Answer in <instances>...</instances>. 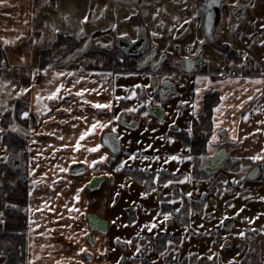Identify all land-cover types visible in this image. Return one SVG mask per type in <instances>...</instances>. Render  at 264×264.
Wrapping results in <instances>:
<instances>
[{"label":"crops","instance_id":"crops-1","mask_svg":"<svg viewBox=\"0 0 264 264\" xmlns=\"http://www.w3.org/2000/svg\"><path fill=\"white\" fill-rule=\"evenodd\" d=\"M91 1L98 2V5L109 3V0H5L4 4H0V42L7 62V67L0 69V80L7 75V70H12L15 74L7 79L8 86L14 87L19 84L21 89H27V91H19V97L23 101L10 96V101L16 102L13 112H7L6 104V107L2 108V99H0V129H2L0 131V164L6 163L8 158L9 163L12 164L13 160L2 142L5 129L1 121L6 113L9 114L7 131L24 139L27 143V156L21 159L20 165L25 173L27 184V199L23 206L26 224L24 236L27 251L26 264H85L80 258L83 252L79 251L81 247H84L83 244H77L75 250L69 253L70 248L66 246L68 242L56 241V237L83 236L81 230L89 231L85 214L90 211L99 213L103 202L101 190L88 189L96 169L83 161L85 159L91 161L103 153H107L110 159L109 150L102 143V135L107 127L102 131L97 129L94 135L81 141L82 145L102 144L103 147L98 152H89L85 147L77 152L72 147L60 148L59 146L61 144L74 146L80 133L94 122V117L105 122L112 118L119 98L115 91L117 74L107 69L75 66L74 63L56 66L53 60H50L46 66L40 64L41 50L50 47L59 35L83 39V43L85 42L86 28L92 17L88 11ZM256 7L264 16V0H257ZM85 16L88 17L87 20H84ZM134 16L135 14L129 15L130 23L133 22ZM49 24L53 27L60 24L63 30L59 32L55 27L58 33L53 35V38L49 37L51 44L41 47L40 39L44 36L43 32ZM251 61L254 62L253 59ZM212 70V73L207 75L203 73L195 75L194 99H186L188 112L193 113L196 121L204 109L205 97L210 94L217 97V103L212 108L210 138L211 140L213 133L217 135L218 139L212 141L217 144V147H211L209 150L207 146L205 157L221 148L222 133L225 134L224 148L228 152V159H250L257 153L264 155L261 151L264 149V123H261L264 121V83L255 79L264 77V60H261L259 68L257 66L246 73H240L238 69L226 74ZM58 73H64V75H57ZM249 76L254 79L249 81L247 79ZM80 77L84 79L81 80ZM204 77L208 79H203ZM61 83L67 86V94L65 89H61L59 99H49V94ZM1 84L7 87L5 81ZM73 84L75 88L71 87ZM3 87L0 85V98ZM81 87L90 89L83 94V97L76 95ZM198 88L199 92L196 91ZM256 89L260 91L257 92ZM249 95L253 96L252 100L246 99ZM89 101L110 103L111 108H96ZM241 101L244 102L243 107L239 106ZM69 107L72 108V112L66 111ZM25 110L30 113L28 118L21 117V113ZM73 117H85L86 121ZM14 124L19 127V134L14 132ZM73 160L77 163H72ZM253 161L264 163V161ZM98 164L97 174L107 175L109 160ZM74 165H79L80 173L76 174V169H72ZM62 167L69 168L70 171H61ZM219 172L216 173L218 176L215 179L221 176ZM222 175L227 177L225 173ZM260 178V183L255 185L260 188V195L255 197V202L253 197L249 200L251 209H249L251 211L249 215L252 216L250 222L257 229L256 231L261 228L259 233L264 229L261 227L264 218L261 220V226L257 223L258 216L264 213V199H261L264 197V170ZM135 190L136 188L134 192ZM139 190L138 192L144 194L143 189ZM78 191L80 199L77 201L75 195ZM193 201L196 200L193 199ZM257 201L260 202V207L253 204ZM73 205L79 211L73 209ZM153 208L154 216L161 217L158 214L160 209H156L155 204ZM162 219L165 220L164 217ZM249 230L254 232L252 229ZM109 250L114 252L115 248L111 245ZM103 252H105L103 247H97L92 251L93 259L88 263H109L102 256ZM260 256H258L259 259L264 261V255ZM4 260V256H0V264H3ZM115 260L116 255L112 256L110 264H114Z\"/></svg>","mask_w":264,"mask_h":264},{"label":"rangeland","instance_id":"rangeland-1","mask_svg":"<svg viewBox=\"0 0 264 264\" xmlns=\"http://www.w3.org/2000/svg\"><path fill=\"white\" fill-rule=\"evenodd\" d=\"M182 1L183 0H109L108 5L107 3L98 5V2L94 3V1H91L92 3L88 6V11L92 17L91 22L86 28L87 35L82 47L73 52H68L65 48H61L54 53L51 61L53 60L56 66H64L66 63H74L75 66L84 67L88 65H105L102 58H96L97 56L94 57L92 55L96 52H113L117 49L119 39L132 41L136 36L140 35L142 29L145 30V33H147L145 35L147 36L149 35L148 32L152 31L153 39L156 40V47L166 45L167 43L165 44V41H169L172 44V48L174 49L175 47L178 51L179 49L183 50L186 46L192 47V42L198 39L196 30L198 14L195 8L192 7L195 0ZM225 2L234 4L233 0H226ZM57 10H59V8H57ZM246 12V17L244 19L232 20V25L237 27V29L243 28L244 26L249 28L248 32L250 39L248 52L250 58L255 62L251 67V69H254L257 66L259 68L261 60H264V51L262 50L263 46L261 43V41H264V32L255 34L259 26L264 24V16L259 15L256 8L247 9ZM130 14H135L132 18L135 21L132 23L126 18L129 17ZM139 19L143 22L142 28L138 25ZM185 25L186 28L182 34L178 36V29H181V27ZM55 27L58 28L59 32L63 30L60 24H56ZM55 27L51 24L46 27L43 32L44 36L40 39L41 47H47L51 44V38L58 33ZM125 33L126 35H123ZM154 33H158V35H154ZM49 37L51 38L49 39ZM226 40L230 45L236 42L235 39L232 38H227ZM117 50L119 51V47ZM90 53H92L91 56H89ZM205 53H207V49ZM212 53L213 56L217 55V57H220L217 51H212ZM209 70L211 72L213 71L211 66ZM11 71L12 70H7V75L0 80L1 83L5 81L7 86L3 87L0 83L4 88V90L3 88L1 89V106L2 108L7 106V112H13L16 103L15 101H10V96L17 98L19 101H23V99L19 97V91L21 90L19 84H16L14 87L8 86L7 79L15 74ZM237 71L240 72L239 70ZM130 86L135 89L144 86L143 91L146 92L148 88L147 76L139 75V77H137L117 74L115 82L117 97L123 96L124 89ZM132 93L130 95V100L134 99ZM6 99L7 103H5ZM172 100L175 106L177 101L185 104V99H182V97L181 99L174 98ZM142 103L143 102H137L136 105ZM185 113L186 111H184V115ZM149 115L150 116H146L143 114L135 127L126 130L127 132L124 134L121 141V143H123V148H128L134 152L139 150V154H137V158L135 159L138 167L143 168L144 166L148 167L150 165L151 168H157V173L161 169H165L177 175L167 177V181H172V183L161 186L160 192L162 195L173 193L175 191V186H178L179 191L182 192L183 195H186L189 201L191 199L196 200L194 202L195 206L193 207L195 208L198 206L194 211H190L189 220L186 225L178 226V224H174L170 226L169 232L179 235L181 240L168 243V250L172 252L178 261L186 257L188 264H264V261H261L258 257L260 255L263 257L264 255V221L261 226L264 213L258 216L257 219V223L263 229L261 233H259L261 228L256 231L257 229H255L252 222H250L252 216L249 215V213H251L249 200L253 197L255 202V199L260 195V188L255 187V185L261 181L260 177L254 181L247 178V173L252 166H241L238 171H229L223 168L222 171L226 172L222 173L227 175L226 178L221 172H219L221 176L217 179H215V177L218 176H216V174L208 177H199L194 172L195 162L191 155L188 154L190 152L189 147L185 148L181 146L166 123H160L151 116L152 114ZM189 115L190 113L188 112V118L190 119L191 115ZM21 117L23 116L21 115ZM14 122L13 119V123ZM18 128L17 124H14L13 130L19 134L20 131ZM149 144L152 145L151 148L148 147ZM154 156H159L160 159H152ZM144 157H148V159ZM176 157H180V159H176ZM187 157H191V159ZM206 160L207 158L204 159V162H206ZM7 162H9V158ZM128 166L133 167L129 162ZM19 170L17 178L22 179V168ZM5 171L6 170L1 171L0 174V195H5V191L7 192V176ZM185 177H188V179H185ZM123 178V188L115 185L113 187L115 191H112L116 192V196H119L118 206L120 208H126L127 205L133 206L138 203L142 204L145 209H149V215L145 214L144 217L149 218L148 220H151V222L155 219L156 224L160 223L158 224L159 230L161 229L159 232L164 231V227L166 229L168 225L163 223V216H154L152 207L155 203L149 201L150 198L154 200V193L145 191L144 193H147V195H144L142 192H138L141 187H135L133 182H129V180H131L130 178ZM14 181H16V178ZM135 188V192L138 195L136 198L133 195ZM188 193H191L190 197ZM179 201L180 200H178L177 203H180ZM254 202L253 204L257 205V207L261 206L260 202ZM5 208L10 212L15 210L23 213V206L19 204L5 203ZM156 209H158V204H156ZM169 218L173 219V217ZM227 219H231V223L228 227H225L224 222ZM4 221L5 217L3 212H0V222ZM8 221L7 218V222ZM129 229L131 230V228ZM136 229L137 231L135 232H146L144 230L142 231V228L137 226ZM249 229H252L254 232ZM241 232L244 233L243 236L238 235V233ZM150 252V259L155 261V264H162L163 256L155 255L153 251ZM253 255L257 256V261L251 258ZM242 260L245 261L242 262Z\"/></svg>","mask_w":264,"mask_h":264},{"label":"flooded vegetation","instance_id":"flooded-vegetation-1","mask_svg":"<svg viewBox=\"0 0 264 264\" xmlns=\"http://www.w3.org/2000/svg\"><path fill=\"white\" fill-rule=\"evenodd\" d=\"M184 1L185 0L182 2ZM225 1L221 3L220 18L213 30L212 40H205L202 29L201 7L205 3V0L201 2H197V0H195L192 4V7L195 8L198 14L196 21L198 39L195 40L197 41L195 44L192 42V47L186 46L183 48V50L179 49L178 51V49H175V47L174 49L172 48V44L169 41H165V44H167L161 46L160 42L162 40L159 42L160 47H156V40L153 39L152 31H149V35L147 36L145 35L147 33H145L144 29H142V31H144L145 43L139 55H129L119 47V52L121 53V63L123 62L124 64H127L126 66H128L134 60H136L137 64L133 70L127 69L126 66H123L121 68L123 72L114 73L137 77H139V75H146L148 88L146 89V92H144V86L137 87L136 89L130 86L124 89V95L119 97L116 102L113 114L120 115L121 119L119 121L113 120V124L119 125L118 133L121 136V139H119L120 150L117 155H113L109 151L111 157L109 159L108 173H111V175L97 174L99 164H97L96 168H94L96 169L95 175L91 177L88 189L90 191L101 190V198L103 199V202L101 204L99 213L90 211L85 214V221L87 222L89 230L88 235L56 237V241L68 242L66 246L67 248H70L68 251L69 253L75 250L77 244L81 243L84 246L86 245L87 250L83 252L82 255H80V258L83 262H85V264H89L88 262L93 259L92 251L96 250L99 246L105 249V252L101 254L106 260H108L109 263L107 264L111 263L112 256L114 255H116L114 264H155V261L150 259V251H153L155 255L163 256L162 264H188L186 257L178 261L172 252L168 250L169 241L172 242L181 240L179 235L170 233L169 228L172 223L178 224V226H184L187 224L186 222L189 219L187 220V217L184 215L182 209L184 201L191 203L195 201H189L188 197L179 191L178 186H175V191L173 193H169V195H162L160 192L161 186L167 184V178L165 179L166 181L160 182L159 177H171L177 175L165 169H161L157 173V168L146 166L143 168L138 167L135 160L133 162L131 160L128 161L133 167L126 166L120 171H116V167L120 161L127 160L129 154L134 152L128 148H123V143H121V141L124 137V134L127 132L126 130L135 127L138 120L142 118L144 112L148 113L149 111V114H152L151 116H153L155 120L159 121L160 123H166L171 132L176 136L181 146L187 148V139H191L194 136L193 130L195 128V119L192 115L193 113L190 114V119L188 118L189 108L186 103V99H194L193 85L195 75L200 73L206 75L212 73L209 70L210 66L212 69L220 71L219 73L226 74L227 72L234 71L235 69H238L240 73H246L254 65L248 52V44L250 39L248 32L249 28L244 26L243 28L237 29V27L232 25V20L244 19L246 17L247 9L250 8H256L259 15H263V13L260 11V9H258V7H256L257 0H239L238 6L231 2ZM262 25L264 24L259 26L258 31L256 30L257 32L255 34L264 32V26ZM185 28L186 25L184 27L182 26L181 29H178L179 31L177 32V35L180 36ZM138 38L139 35L136 36L134 40L127 41V44H124V48L128 52H134L135 48L131 47L130 44L136 42ZM227 38L235 39L236 42L230 45L226 40ZM200 41L203 43H200ZM262 46V50L264 51V44H262ZM206 49L207 53H205ZM212 51H217L220 57H217V55L213 56ZM147 59L149 60L146 61ZM189 60L191 63H189ZM213 61L216 62L212 63ZM86 68L104 69L105 65H88ZM188 69L191 70L187 72L186 70ZM125 70L128 71L124 72ZM132 92H135L136 95L134 96V99L130 100V95ZM181 97L182 99H185V104L177 101L175 106V104L172 103V99H181ZM137 102L143 103L136 105ZM154 108H160L161 112L156 110L152 112ZM126 109L134 110L125 111ZM184 111H186L185 115ZM149 114L148 116H150ZM155 114L160 115V117L156 116ZM109 132H112L111 125L105 129L102 138L106 133ZM214 145H216V143H212L211 147H217ZM136 153L139 154V151H136ZM214 153L207 157H205L207 153L201 156L202 165L199 169L200 172H203L201 171V167L208 162ZM204 157L207 158V160L203 164V160L205 159ZM134 171L156 173L153 178L154 185L152 183L151 186H146L137 179L133 178L131 176V172ZM21 172L23 173L22 181L26 183L25 173L22 170ZM95 177H101L102 180L96 188L90 189L91 182ZM123 177L130 178L131 180H129V182H133L135 187H141V189L148 193H154V200L150 198L149 201L155 203V205L158 203V208L160 209L158 213L159 216H163L162 213L165 212L172 213L170 217H173V219L169 218L167 220H163V223L168 225L166 229L164 227V231L159 232L161 229L159 230L158 224H156V227H153L151 220H148L149 218L144 217L145 214L149 215V209H145L142 204L138 203L133 206L127 205L126 208H120L118 206L119 196H116V192L112 191H115L113 188L115 185L117 187L123 188ZM133 195L135 198L138 196L136 192H134ZM178 200H180V203H177ZM177 208L180 209L179 212L175 211ZM152 209L154 210L153 207ZM191 210L194 211L195 208ZM89 214H95L101 220L107 221L105 232H102L101 230H92L90 228L87 217ZM136 226L142 228V231L144 230L146 232H135L137 231ZM129 228H131V230ZM117 237L120 239L118 240ZM57 238L59 240H57ZM128 241H131V243H128ZM111 245L115 248L114 252H110L109 250ZM137 248H139V252L136 251ZM121 257H123V259H121Z\"/></svg>","mask_w":264,"mask_h":264},{"label":"trees","instance_id":"trees-1","mask_svg":"<svg viewBox=\"0 0 264 264\" xmlns=\"http://www.w3.org/2000/svg\"><path fill=\"white\" fill-rule=\"evenodd\" d=\"M203 0H197V2ZM135 20H133L134 22ZM143 22L139 19L138 25L142 26ZM83 39H76L71 36L59 35L57 39L50 45V47L41 50V66H46L54 53L61 49L65 48L68 52H73L76 49H79ZM92 53L89 54L91 56ZM92 56L100 57L105 62V68L113 72H123L122 67L127 64L121 63V53L116 49L113 52H96ZM123 58V57H122ZM136 60H134L130 65L126 66L127 69H134L136 67ZM7 67L6 57L3 51L2 44L0 42V69ZM125 70L124 72H127ZM217 103V97L214 94L207 95L204 101V109L199 115L198 119L195 121L194 125V136L191 139H187L186 146L189 147L191 155L195 162L194 172L199 177H208L209 175L200 172V166L202 165L201 156L207 153V144L211 137L212 131V108ZM9 114L6 113L2 119V125L5 129V133L2 136V142L5 145L6 149L9 151L12 157H20L25 159L27 156V143L24 139L18 137L12 132L7 131ZM255 161L250 159H239L231 160L227 159L223 168L229 171H238L241 166L251 165L254 166ZM5 171L7 176V192L5 195H0V212H3L5 217L4 222H0V256H4L5 260L3 264H26L27 251L25 248V215L18 211H7L5 208V203H14L24 206L27 199V186L22 179L17 178V173L19 169H14L12 165L7 163L0 164V174L1 171ZM7 172V173H6ZM154 172H131V176L146 186L154 185ZM16 178V181L14 179ZM166 177L160 176V182L166 181ZM223 178V177H222ZM195 203L184 201L182 207L184 215H186L187 220L189 219L191 209H194ZM198 207V206H196ZM195 207V209H196ZM8 218V222H7ZM188 223V221L186 222ZM165 240V239H164ZM256 254V253H254ZM252 259L256 260L257 256H251ZM245 260H242V262ZM257 261V260H256Z\"/></svg>","mask_w":264,"mask_h":264},{"label":"snow or ice","instance_id":"snow-or-ice-1","mask_svg":"<svg viewBox=\"0 0 264 264\" xmlns=\"http://www.w3.org/2000/svg\"><path fill=\"white\" fill-rule=\"evenodd\" d=\"M216 2H217V0H212V3H216ZM233 2L237 6L239 5V0H233ZM4 3H5V0H0V4H4ZM126 18H128V17H126ZM87 19H88V17L85 16L84 17V20H87ZM262 26H264V25H262ZM81 31H83V30H81ZM123 35H126V33L123 34ZM154 35H158V33H154ZM196 42L197 41H194L193 43L195 44ZM200 43H203V42L200 41ZM261 43L264 44V41H261ZM189 63H191L190 60H189ZM46 71L47 70L45 69V72ZM57 75L63 76L64 73H58ZM69 75H72V73H69ZM80 79L82 80V79H84V77H80ZM203 79H208V78L207 77H204ZM247 79L249 81H251L254 78L251 77V76H249V77H247ZM255 79H257L258 82L264 83V77H259V78H255ZM77 82H79V81H77ZM209 83H211V80H209ZM71 87L72 88H75V85L73 84V85H71ZM61 89H65L66 94H67V86L64 83H61L53 92H51L49 94V97L48 98L49 99H53V98L59 99L60 98L59 94L61 92ZM21 91H27V89H21ZM88 91H90V89H88L87 87H81L76 92V95H79V96L83 97V94L85 92H88ZM91 91H95V89H91ZM196 91L199 92L200 89L198 88ZM245 91H247V90H245ZM255 91L259 92L260 90L259 89H256ZM132 95L135 96L136 93L133 92ZM246 99L247 100H252L253 99V96L249 95V96L246 97ZM89 103H93L96 108H109V109L111 108V104L110 103H100L98 101H96V102L89 101ZM243 103L244 102L241 101V103H240L239 106L240 107H243ZM132 110H134V109H126L125 111H132ZM49 111H50V109H49ZM66 111L72 112V108L69 107V108L66 109ZM257 111H260V109H257ZM143 114L146 115V116L148 115L147 112H144ZM21 115L23 117H25V118H28L29 115H30V113H29V111L25 110V111H23L21 113ZM73 118L74 119H84L86 121V118L85 117H73ZM93 119H94V122L88 128H86L84 131H82L80 133V136L77 139V141H76V143H75L74 146L68 145V144H61L59 147L60 148H69V147H72L73 150L74 151H77V152L82 147H85L86 150L89 151V152H98L103 147L102 144H95V145L89 146V145H82L81 144V141H84L85 138L86 137H89L90 135H94L95 132L97 131V129H100L102 131L103 128L108 127L109 125L112 126V133L109 134V137L107 139H114V140L121 139V136L118 133L119 125L118 124H113V120L119 121L121 119L120 115L113 114L112 118L109 119V120H107L106 122L105 121H101L99 119H96L95 117ZM245 119H247V117H245ZM261 123H264V121H261ZM73 127H76V125H73ZM0 131H2V129H0ZM257 131H259V129ZM61 139H63V137H61ZM107 139L105 140V142H107ZM217 139H218L217 135L215 133H213L212 139L209 141V145H208L209 150H211L212 141H215ZM234 139H238V138L237 137H234ZM148 147L151 148L152 145L149 144ZM54 151H56V149H54ZM113 151H116V149L114 148ZM137 151H139V150H137ZM261 151L264 152V149H262ZM136 158H137V153L136 152H133V153L129 154L127 160H122V161L119 162V164L116 167V171H120V170L124 169L126 166H128V161L129 160L134 161ZM144 158L145 159H148V157H144ZM187 158L188 159H191V157H187ZM152 159L158 160V159H160V157L159 156H154V157H152ZM176 159H180V157H176ZM250 159L256 160V161H264V155H261L260 153H257L256 155H253L252 157H250ZM108 160H109L108 154L107 153H103V154L99 155L98 157H96L95 159H92L91 161H88L87 159H85L83 161V163H88L91 167L96 168V166H97V164L99 162H104V161H108ZM72 163H77V161L76 160H73ZM148 167H150V165ZM61 171H70V169L69 168L62 167L61 168ZM108 175H111V173H108ZM157 178H158V174H157ZM185 179H188V177H185ZM236 182H238V181H236ZM167 183L170 184V183H172V181H167ZM225 183H227V182H225ZM81 190H82V188H81ZM144 195H147V193H144ZM188 196L190 197L191 196V193H188ZM75 199L77 201L80 199L79 191L75 195ZM261 199H264V197H261ZM66 207H67V205H66ZM72 207H73V209H75V205H73ZM75 210L76 211H79V209H75ZM175 211L176 212H179L180 209L177 208V209H175ZM162 215H163L164 219L167 220L172 215V213L171 212H165V213H162ZM152 226L153 227H156L157 226L155 219L152 221ZM69 227H71V226L69 225ZM81 232H82L83 235H88V232L86 230H81ZM238 235L243 236L244 233L241 232V233H238ZM117 239L119 240L120 238L117 237ZM128 243H131V241H128ZM169 243H171V241H169ZM86 250H87V246L86 245L84 247H81L79 249L80 252H85ZM136 251L139 252V248H137ZM121 259H123V257H121Z\"/></svg>","mask_w":264,"mask_h":264},{"label":"water","instance_id":"water-1","mask_svg":"<svg viewBox=\"0 0 264 264\" xmlns=\"http://www.w3.org/2000/svg\"><path fill=\"white\" fill-rule=\"evenodd\" d=\"M223 1H225V0H217L216 3H212V0H205V3L201 7L202 29L204 32L205 40H207V39L212 40L213 39V30H214V28H215V26H216V24L220 18V7H221V3ZM144 43H145V38H144V33L142 31L141 34L139 35L138 40L136 42L130 44L131 47L135 48L134 52H128L124 48V44H127V41L123 40V39H119L118 47L122 48L129 55L137 56L141 53V49H142ZM148 60L149 59H147L146 61H148ZM190 70L191 69H188L186 71L189 72ZM154 110L161 112L160 108H154L152 110V112H154ZM156 116L160 117V115H158V114ZM111 133L112 132L106 133L103 136L102 143L107 149H109V151L113 155H117L119 153V150H120V142H119V140L107 139L109 137V134H111ZM224 137H225V134L222 133V140L220 142L221 149H219L217 152H215L210 157L208 162L201 167V171L205 172L206 174H213V173H216L217 171H219L222 168L225 160L227 159L228 152L224 148V145L226 144ZM106 139H107V142H105ZM214 146H217V144ZM114 148L116 149V151H113ZM20 165H21L20 158H16V157L13 158V160H12L13 168L17 169L20 167ZM72 169H76V174L80 173L78 170L79 165H74V167ZM263 170H264V163H258L248 172L247 178L251 181H254L262 175ZM101 180H102L101 177H95L91 182L90 189L96 188L99 185V183L101 182ZM87 217H88V221H89V226L92 230H101L102 232L106 231L107 221L101 220L95 214H89ZM230 223H231V219L225 220V222H224L225 227H228L230 225Z\"/></svg>","mask_w":264,"mask_h":264}]
</instances>
